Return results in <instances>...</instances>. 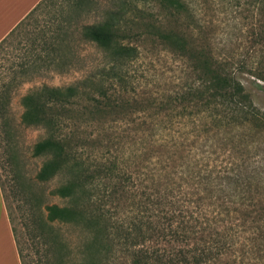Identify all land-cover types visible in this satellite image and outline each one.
Segmentation results:
<instances>
[{"label":"rangeland","instance_id":"rangeland-1","mask_svg":"<svg viewBox=\"0 0 264 264\" xmlns=\"http://www.w3.org/2000/svg\"><path fill=\"white\" fill-rule=\"evenodd\" d=\"M117 3L118 0H36L24 14L34 9L25 18L19 36L0 51V85L8 84L9 63L11 55L18 52L17 42L26 44L28 38L43 34L60 22H91ZM123 9L125 40L136 52L118 63L112 77L104 76L101 88L106 90L107 98L99 97L98 90L102 89L97 85L57 112L64 134L75 139L72 133L76 132L78 140L85 143L78 152L90 164L86 172L90 177L74 175V189L78 185L79 194L81 189L83 194H100L104 182L123 177L134 191L136 182L148 184L147 175L157 172L162 176L164 172L159 168L167 165L165 170L174 172L169 175L173 181L192 173L224 174L219 186L225 195L229 194V208L238 205L241 184L249 186L254 199L264 200V79L256 77L262 74L264 78V61L260 51L249 47L247 35L249 27L256 25L255 16L245 17L243 5L227 0H126ZM165 30L179 35L180 49H172L162 39ZM198 46L204 47L210 63L217 61L240 83L253 109L246 108L248 112L239 111L228 118L226 114L222 117L226 103L217 96L211 99L217 101L215 104L203 105L212 92L195 91ZM76 52L77 58L69 59L66 55L50 70L34 73L14 86L8 98L4 86L0 88V191L5 221L26 264H57V252L49 248V230L41 220L46 205L64 203L54 189L72 179V175L68 177L64 170L65 161L57 159L59 164L51 162L42 174L44 177H38L46 157L33 155L32 146L44 136V131L18 122L19 97L42 83L68 85L103 66L102 53L95 46L78 43ZM168 94L175 96L168 101V108L148 106L150 98L155 99L153 105L160 106L159 100L166 99ZM92 98L99 102L91 101ZM142 98L145 100L141 101ZM149 114H154L156 124L152 136L146 130L134 131L140 120H150L143 117ZM73 150L76 147L69 151ZM219 166L223 167L220 173ZM234 172H238L237 178ZM254 187L258 189L253 190ZM260 205L264 203L247 207L258 209ZM104 206L112 212L110 203ZM119 206L116 215L110 213L108 222L127 215L129 207H122V203ZM249 224L252 223L245 221V225ZM54 231L61 234L65 243L64 264H81L84 240L79 228L58 223ZM111 249L108 264H129L122 248L117 245ZM95 264H103V260Z\"/></svg>","mask_w":264,"mask_h":264},{"label":"trees","instance_id":"trees-1","mask_svg":"<svg viewBox=\"0 0 264 264\" xmlns=\"http://www.w3.org/2000/svg\"><path fill=\"white\" fill-rule=\"evenodd\" d=\"M227 1L238 6L243 5L245 17L255 16V27L251 25L247 30L248 42L253 51L261 52L260 58L264 61V0ZM125 4L126 0H118L116 7L104 9L103 14L91 22L74 25H71L70 21L64 22L65 24L60 22L47 32L28 38L26 44L17 42L15 49L18 52L11 55L13 59L9 63L8 72L11 75L8 84L0 85V88L4 86V93L8 98L14 86L21 84L34 73L50 70L51 65H56V62L66 55L69 59L77 58L78 43L91 44L102 53L103 66L96 72L85 74L65 86L42 83L19 97L21 111L18 122L23 126L40 127L44 131V136L32 146L33 155L46 157L38 170V177H44L42 174L51 162L56 165V161L59 164L62 160L65 161L64 170L68 177L72 175V179H66V182L54 189V194L64 199V203L46 205V214L41 220L43 226L49 230V248L57 252V264H64L62 250L65 249V243L60 239L61 234L54 231L58 223L77 226L81 231L84 240L81 245L84 255L81 264H95L101 260L103 264H108L112 255L111 248L117 245L127 253L129 264H264V205H260L258 209L247 207L264 203V200L254 199L249 186L241 184L238 205L229 208V194L225 195L219 186L224 174L211 176L210 171V175L197 176L192 173L173 181L169 175L174 172H167L165 164L166 166L159 168L164 172L162 176L157 172H150L149 176L147 175L148 184L136 182L134 191L127 186L123 177L114 179V182H104L100 194H83L82 189L79 194L78 185L77 189H74V175L77 178L80 174L90 177L86 174L90 164L87 163V157L83 158L81 151L78 152L85 143L78 140L76 132L72 133L75 139L64 134L59 126L57 112L79 94L88 93L97 85L101 88L104 76L112 77L119 64L135 54L136 48L125 40ZM33 10L32 8L0 39V51L19 36L25 18ZM172 31L165 30L162 39L172 49H180V37ZM195 58L199 64L195 91L212 92L209 94V100L203 105L215 104L217 101L211 99L217 96L226 103L221 111L222 117L227 115L228 118H233L239 111L248 112L246 108L253 109L248 104L247 95L240 83L233 79L220 63H210L203 46L197 47ZM257 75L256 77L264 79L262 74ZM101 89L98 90V95L106 99V90ZM174 98L175 96L168 94L166 99L159 100L160 106L153 105V98H150V101L148 99L147 103L155 108H168V101ZM144 100L145 98L141 99ZM91 101L99 102L94 98ZM251 112L257 114L255 111ZM153 116L154 114L143 116L150 120L143 118L133 130H146L148 135L152 136V128L156 125L153 123ZM140 133L144 135L143 132ZM136 134L134 133V137ZM72 147H76V151H69ZM167 158H171V155ZM172 166L171 163L170 167ZM100 168V172H103L102 165ZM222 168L219 166L217 172H222ZM234 175L236 178L239 176L238 172H234ZM245 192L249 194L245 196ZM107 202L110 203L112 212L104 206ZM121 203L122 207H129L128 212L126 210L127 215L116 216L112 220L113 223L108 222L111 221L110 213L116 215ZM261 220L263 221L260 224ZM245 221L252 224L245 225ZM16 249L20 264H26L20 250L17 247Z\"/></svg>","mask_w":264,"mask_h":264},{"label":"crops","instance_id":"crops-1","mask_svg":"<svg viewBox=\"0 0 264 264\" xmlns=\"http://www.w3.org/2000/svg\"><path fill=\"white\" fill-rule=\"evenodd\" d=\"M36 0H0V39L24 16ZM0 264H20L16 245L4 218L0 191Z\"/></svg>","mask_w":264,"mask_h":264}]
</instances>
